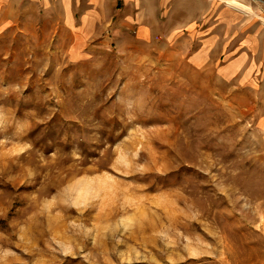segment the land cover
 <instances>
[{
    "label": "rangeland",
    "instance_id": "obj_1",
    "mask_svg": "<svg viewBox=\"0 0 264 264\" xmlns=\"http://www.w3.org/2000/svg\"><path fill=\"white\" fill-rule=\"evenodd\" d=\"M41 1L0 0V264H264V3Z\"/></svg>",
    "mask_w": 264,
    "mask_h": 264
},
{
    "label": "crops",
    "instance_id": "obj_2",
    "mask_svg": "<svg viewBox=\"0 0 264 264\" xmlns=\"http://www.w3.org/2000/svg\"><path fill=\"white\" fill-rule=\"evenodd\" d=\"M119 23L122 26H131L136 24L137 32L139 34L159 33L162 29L161 7L162 4L167 3L169 6L176 0H152L159 4L156 5L155 10L152 5L147 2L149 0H119ZM200 4L199 14H206L208 7L206 0H195ZM43 14L54 13L59 16L58 22H83L84 24L92 23H107L112 21L111 13L108 16L105 11L115 3V0H42ZM264 3V0H261ZM147 4V5H146ZM149 6V7H146ZM199 5V4H198ZM196 6V5H195ZM82 7V11H81ZM197 7V6H196ZM190 13V7H187ZM82 15V16H81ZM168 32H175L185 28L188 22H191V17L181 12L177 14L176 10H168ZM180 15H185L181 19ZM200 19V18H199ZM201 22V21H200ZM159 35V34H157Z\"/></svg>",
    "mask_w": 264,
    "mask_h": 264
},
{
    "label": "bare ground",
    "instance_id": "obj_3",
    "mask_svg": "<svg viewBox=\"0 0 264 264\" xmlns=\"http://www.w3.org/2000/svg\"><path fill=\"white\" fill-rule=\"evenodd\" d=\"M221 2H224L228 5H231L243 12L251 13V8L248 4L243 3L242 0H221ZM261 21L264 22V16H259Z\"/></svg>",
    "mask_w": 264,
    "mask_h": 264
}]
</instances>
